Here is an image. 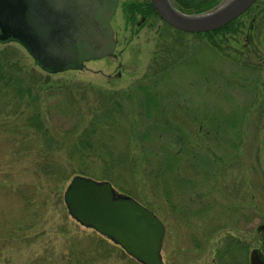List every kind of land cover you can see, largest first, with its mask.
Here are the masks:
<instances>
[{
  "label": "rangeland",
  "instance_id": "1",
  "mask_svg": "<svg viewBox=\"0 0 264 264\" xmlns=\"http://www.w3.org/2000/svg\"><path fill=\"white\" fill-rule=\"evenodd\" d=\"M149 1L118 0L114 55L82 69L46 72L0 43L23 88L0 87V264H140L68 214L75 175L153 211L165 264H221L226 235L245 243L235 264L263 253L264 0L209 35L174 29ZM31 114L41 129L25 125ZM87 127L86 159L69 158Z\"/></svg>",
  "mask_w": 264,
  "mask_h": 264
},
{
  "label": "water",
  "instance_id": "2",
  "mask_svg": "<svg viewBox=\"0 0 264 264\" xmlns=\"http://www.w3.org/2000/svg\"><path fill=\"white\" fill-rule=\"evenodd\" d=\"M158 16L186 33L217 30L245 13L255 0H224L199 14L180 11L172 0H151ZM118 0H0V43L16 41L46 72L82 69L84 62L114 55L111 19ZM63 201L68 214L119 246L140 264H165L161 249L165 226L133 197L110 181L75 175ZM264 230V223L257 227ZM249 264H264L253 248Z\"/></svg>",
  "mask_w": 264,
  "mask_h": 264
},
{
  "label": "trees",
  "instance_id": "3",
  "mask_svg": "<svg viewBox=\"0 0 264 264\" xmlns=\"http://www.w3.org/2000/svg\"><path fill=\"white\" fill-rule=\"evenodd\" d=\"M174 5L182 12L189 14H199L206 12L215 6H217L222 0H172ZM256 1V0H255ZM149 12L155 13L157 16L155 9L153 8V4L151 1L145 3ZM159 17V16H158ZM237 19V18H236ZM229 22L223 27L209 32L203 33H192V34H211L217 33L219 31L228 29L235 21ZM13 66L6 59L4 52L2 51V55H0V87L2 88H14L17 93H21L22 87L20 86V76L16 73V70L13 71ZM37 82V81H35ZM27 88L26 90H29ZM25 125L27 126H36L37 128H42V123L39 120L38 116L35 114L27 115L25 118ZM91 128H84L80 135L77 137L76 142L73 144L72 149L69 152V158H72L75 155H78L82 161L86 159V155H84L83 150L86 147H90L92 143ZM47 141H50V137L46 138ZM83 149V150H82ZM53 161V160H52ZM40 169H42L45 173L49 175L61 174V165L58 166L54 163L50 164L47 161H40V164L37 165ZM78 173L85 174L83 170H79ZM260 238L262 240V250L264 254V230L260 233ZM222 250L219 251V260L221 264H235L236 262V253H238L241 249L245 248V243L241 240L233 238L230 235H226L222 238ZM226 257V260L224 259Z\"/></svg>",
  "mask_w": 264,
  "mask_h": 264
}]
</instances>
